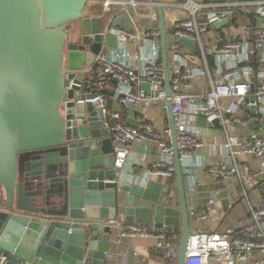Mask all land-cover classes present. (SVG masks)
Listing matches in <instances>:
<instances>
[{
	"label": "water",
	"instance_id": "water-1",
	"mask_svg": "<svg viewBox=\"0 0 264 264\" xmlns=\"http://www.w3.org/2000/svg\"><path fill=\"white\" fill-rule=\"evenodd\" d=\"M88 1L0 0V260L4 259L2 264H105L113 229L132 222L152 223L176 234L175 260L185 264L193 229L170 102L167 118L177 208L168 197L150 196L151 182L145 187L131 185L127 176L113 169L112 141L101 112L84 103L94 96V84L85 81L90 71L83 68H93L103 44L100 19L84 15ZM152 1L158 5L163 76L170 97L167 47L172 32L166 29L161 1ZM125 22L122 15L111 25L122 28ZM76 26L81 38L73 43ZM104 43L110 51L117 49L114 36H107ZM175 44L178 49L193 46L183 39ZM69 80L72 84L67 88ZM140 88L147 90L148 84ZM249 125L251 131L256 128L253 118ZM144 147L148 150L150 143L134 145L132 151L142 152ZM254 185L264 198V178ZM220 186L227 189L216 195L199 191L193 198L198 206L209 204V217L216 215L219 204V213L224 211L226 217L241 201L236 199L227 211L222 202L214 204L234 187L231 180Z\"/></svg>",
	"mask_w": 264,
	"mask_h": 264
},
{
	"label": "built area",
	"instance_id": "built-area-1",
	"mask_svg": "<svg viewBox=\"0 0 264 264\" xmlns=\"http://www.w3.org/2000/svg\"><path fill=\"white\" fill-rule=\"evenodd\" d=\"M102 4L118 7L119 12L102 30V47L93 68H87L90 74L84 79L94 84V96L84 103L101 112L103 128L112 141L113 169L129 176L128 183L139 187L152 180L174 179L167 102L186 178L197 174L194 155L206 145L198 119L216 125L222 136L221 157L203 165L205 178L216 188L225 180H231L232 186L237 184L246 215L236 224L193 230L187 240L185 264H264V198L252 196L255 181L264 178V0H185L173 5L182 14L170 24L165 22L172 32V44L167 47L170 97L163 76L158 5L152 0H104ZM122 15L125 26L113 27L111 23ZM243 17L244 29L231 36L230 31L238 30ZM221 21L226 25L216 29L214 25ZM107 36L115 37L117 49L106 47ZM180 39L192 41V48L178 49L175 43ZM182 52L197 58L181 56V62L176 63L173 57ZM142 83L148 84L147 90L140 88ZM71 84L69 80L67 88ZM128 105L141 115L134 124L124 121L120 114L119 107ZM152 111L156 116L150 115ZM252 118L256 128L251 131ZM144 141L155 148L157 157L143 168L137 159L128 164L132 147ZM253 160L257 164L252 168L249 163ZM201 188L195 182L187 190L193 225L205 221L210 213L209 204L197 207L193 201ZM118 235L116 243L125 238L152 239L157 255L176 259V234L127 222ZM121 256L115 253L107 258L120 264L117 259Z\"/></svg>",
	"mask_w": 264,
	"mask_h": 264
},
{
	"label": "crops",
	"instance_id": "crops-1",
	"mask_svg": "<svg viewBox=\"0 0 264 264\" xmlns=\"http://www.w3.org/2000/svg\"><path fill=\"white\" fill-rule=\"evenodd\" d=\"M98 2H103L104 0H97ZM112 1H122V0H112ZM163 6V13H164V20L166 24H170L173 21L177 20L178 17L181 16L182 11L180 9L174 8L173 5H176V3H181L185 0H160ZM193 2H197L200 0H192ZM90 5V3H89ZM88 5V6H89ZM121 110L120 114L122 116V119L124 121L134 122L138 120L141 115L139 111H131L128 109V107H119ZM168 120V118H167ZM168 123V121H167ZM197 125L204 128V138L206 145L199 147L197 152L194 155V161L197 165V174L192 178H186L185 177V187H186V193L188 190V187L192 183H197L198 185H201L200 191H211L212 193L218 194L220 190L227 189L225 186H213L206 178L204 174V168L203 165L210 161H215L218 158L221 157V150H220V144L222 143V136L220 132L217 131L216 125L207 123L203 118H199ZM212 144L213 147L211 148L208 146ZM130 159L128 161V164L132 162V160H139L143 164L141 167L147 164L149 162L153 161L157 157V152L155 151V148L153 146H150L148 150H145V147L142 152L137 151H130ZM145 164V165H144ZM256 161H250L249 165L254 167L256 166ZM138 170V169H137ZM127 180L130 181L129 176L127 177ZM167 180H152L149 181L152 183L150 186L149 195L157 198H163L164 190H165V183ZM148 183V182H147ZM146 185V184H145ZM160 185L162 187H160ZM171 187L169 191L168 197L171 200V206L174 208H177V195L176 190L177 187L175 185V180L172 179L171 184L169 185ZM145 187V186H144ZM231 191L232 189L228 190V196L225 199L231 198ZM252 196H255L257 199H261L262 195L258 190H255L252 193ZM240 199V196L237 198ZM221 201H216L214 204L218 205ZM232 200L229 203V206L232 205ZM196 205V204H195ZM205 205V204H204ZM220 205V204H219ZM218 205V208H216V215L208 217L205 221H200L198 223L193 222L192 229H203V230H212L215 228L228 226L232 224H236L237 222H242L246 215V206L241 201L232 208L226 217H223L224 211L219 213L220 206ZM203 206V205H201ZM197 207H200L197 205ZM214 213V212H213ZM125 224V223H123ZM147 225L153 226L152 223H146ZM144 225V224H141ZM121 227H116L113 229V235L110 239V246L108 248V251L106 252V258H105V264H115L113 258L108 259V255H112L115 253H121L122 256L117 259V262L120 264H177L176 260H173L170 257H161L156 254L154 251V244L152 239L146 238V239H140V238H125L120 239L118 243H116V239L119 237L118 233L120 232Z\"/></svg>",
	"mask_w": 264,
	"mask_h": 264
},
{
	"label": "rangeland",
	"instance_id": "rangeland-1",
	"mask_svg": "<svg viewBox=\"0 0 264 264\" xmlns=\"http://www.w3.org/2000/svg\"><path fill=\"white\" fill-rule=\"evenodd\" d=\"M89 2H90V5L87 6L88 8L84 12V15L98 17L100 19V23L102 25V30H104L108 26L110 19L112 17H114L119 12V8L115 7V6H109L107 8L103 7L102 2L100 3L97 0H89ZM245 21H246V18L243 17L240 21L241 26L238 27V30L230 31L231 36L236 34V33L242 32V30L244 29V27L246 25ZM80 38H81L80 28H79V26H76L75 29L71 33V42L76 43L77 41L80 40ZM181 56L183 58H186V59L187 58L188 59L189 58H192V59L197 58V56H195V55L186 54V53L182 52L181 55L180 54L175 55L173 57V60H175L176 63L181 62ZM87 68L84 67L83 70H87ZM77 77L81 78V76H77ZM150 115L156 116V113L152 111V112H150ZM250 167H252V166H250ZM254 167H256V166H254ZM171 181H172V179H168L165 183V187H164L165 190H164V195H163L164 198H167L169 195V191L171 189V187L169 185L171 184ZM239 196H240V188L237 184H235L232 191H231V198L222 200V204L225 207V211H227L230 201L232 200V202H235Z\"/></svg>",
	"mask_w": 264,
	"mask_h": 264
}]
</instances>
